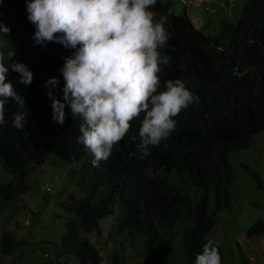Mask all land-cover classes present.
I'll use <instances>...</instances> for the list:
<instances>
[{
    "label": "trees",
    "instance_id": "trees-1",
    "mask_svg": "<svg viewBox=\"0 0 264 264\" xmlns=\"http://www.w3.org/2000/svg\"><path fill=\"white\" fill-rule=\"evenodd\" d=\"M189 1L157 0L152 11L156 19L165 18L169 33L160 50L171 58L159 73L160 89L165 81L179 79L199 97L198 103L178 114L179 125L166 140L150 146L143 159L138 152L130 155L139 143L141 113L130 121L108 159L94 167L92 155L76 142L80 121L73 120L66 105L64 123H56L47 95L51 90L63 99L60 69L72 50L58 42L34 46L35 28L27 19L26 0H0V22L10 28L7 36H0V54L6 59L13 48L11 59L25 63L33 73L28 86L19 82L17 72L8 74L24 96L29 116L19 131L11 124L16 105L10 101L6 106L5 123L0 126V165L7 178L0 179V215L7 210L15 214L20 203L28 207L23 198L38 191L50 206L71 180L81 191L67 198L65 210L71 220L65 223L64 251L57 260L43 251L45 240L29 242L30 225L23 226L28 235L22 239L2 227L0 263L14 254L7 264L19 260L24 264H127L117 246L103 258L97 242L83 237L96 234L97 238L108 231L117 218L108 220L118 216L120 204L118 230L128 232L133 240L139 236L143 243L137 249L138 264H192L189 252L203 245L215 224V213L230 208L236 196L229 156L251 149L255 136L264 132V0H249L238 21H222L214 34L197 27ZM53 76L58 78L56 86H45ZM257 187L264 191L261 181ZM31 215L39 222L42 209ZM245 232L252 244H262L264 219L254 221ZM177 235L181 246L166 248L179 241ZM218 251L222 264H228L229 254ZM163 258L174 263H161ZM244 264L249 263L244 260Z\"/></svg>",
    "mask_w": 264,
    "mask_h": 264
},
{
    "label": "clouds",
    "instance_id": "clouds-1",
    "mask_svg": "<svg viewBox=\"0 0 264 264\" xmlns=\"http://www.w3.org/2000/svg\"><path fill=\"white\" fill-rule=\"evenodd\" d=\"M196 1L202 2L190 0V7ZM156 2L26 0L27 19L35 28L33 45L58 42L65 49L72 50L71 55L64 58L60 69L64 82L63 99L56 98L51 90L47 95L51 98L52 119L56 123H64L66 105L73 120L80 121L76 142L92 155L91 163L94 167H99L101 161L108 159L113 148L118 146L128 132L130 121L142 116L141 113L144 115L138 128L139 143L136 151L130 155L138 152L139 158L143 159L149 155L150 146L166 140L175 130L176 124L179 125L178 114L199 101V97L179 79L165 81L163 89H160L159 73L171 58L160 51L167 43L169 33L164 26L165 18L161 16L156 19L152 11ZM9 31V26L0 22V36H7ZM2 44L0 41V46ZM13 55V48L7 51L6 59L0 54V126L5 123L6 106L11 101L16 105L11 124L15 129L23 131L29 110L24 96L14 88L8 74L10 70L17 72L19 82L28 86L32 82L33 73L25 63L12 60ZM57 83L58 78L53 76L45 81V86L55 87ZM249 168L244 166L245 172L250 175ZM250 176L255 178L256 185L257 181L263 183L255 170L252 169ZM257 205L264 206V203ZM118 206L120 204L116 205L117 222L121 220ZM232 207L231 200L230 208L215 213V224L207 232L203 245L195 252L189 249L192 250L189 252V262L222 264L218 250L227 252L219 239L222 231L219 230L215 238L211 234L220 224L219 215L232 211ZM243 233L244 241L240 242L237 237ZM65 235L64 230L62 243ZM178 240L168 243L166 248L181 246L180 238ZM247 241L251 248L246 246ZM261 241L264 242V235ZM234 244L239 249L241 263L247 260L252 264L247 254L256 255L258 247L252 244L246 232H240L232 240L228 264L233 261ZM250 249L251 252L248 251ZM163 262L174 263L166 258L161 260Z\"/></svg>",
    "mask_w": 264,
    "mask_h": 264
},
{
    "label": "rangeland",
    "instance_id": "rangeland-1",
    "mask_svg": "<svg viewBox=\"0 0 264 264\" xmlns=\"http://www.w3.org/2000/svg\"><path fill=\"white\" fill-rule=\"evenodd\" d=\"M249 0H202L196 1L190 7V16L194 23L206 33L214 34L219 30L222 21L236 22L241 16V10L248 3ZM52 160V156L50 157ZM230 163L234 170L233 186L237 189L236 196H232V211H226L225 214L219 215V225L211 234L212 237L219 235V230L222 231L219 239L222 241L224 248L228 254H231V242L257 219L264 218V206L257 205L264 203V191L260 190L255 178L247 174L244 170L243 164L248 165L251 169L255 170L262 178L264 183V132L255 136V144L249 150H240L234 152L229 156ZM82 178V174H79ZM7 178L0 165V179ZM83 179V178H82ZM66 190V192L52 201L50 206H46L44 202V196L41 192H35V194L25 196L23 199L28 203V207H24L25 203H20L19 210L13 214V212L7 210L4 211V215H0V239L2 235V227L8 228L10 232H15L17 238L22 239L26 237L27 230L23 226H30L32 238L29 242H36L38 240H45L44 252H51L58 259V253L64 251L62 243L65 223L70 216L65 210L64 204L71 194L80 193V189L74 187V180ZM104 193L101 192L102 196ZM83 194L79 195L82 196ZM121 210V207L118 206ZM42 209L41 220L32 219L31 211H37ZM124 216V215H122ZM5 217L6 220H3ZM111 218L108 221L115 219ZM119 218L121 219V212L119 211ZM35 220L37 223H32ZM234 220V221H233ZM107 221V222H108ZM233 221V222H232ZM232 222V223H231ZM118 224L109 226L108 231L95 238L96 234H85L83 237H87L100 246L102 249L103 258L109 254L112 246L122 252L123 257L127 264H137L141 260V256L138 254L137 249L142 246V240L139 236L133 240L128 232H120ZM113 225V226H112ZM111 227V228H110ZM244 233L238 238L240 242L244 241ZM133 244L135 249L133 248ZM246 246L250 247L249 242H246ZM258 250L256 255L248 253L247 258L252 264H264V242L257 245ZM251 248V247H250ZM251 252V249L248 250ZM2 256V255H1ZM12 257H5L4 263L7 264L13 260ZM107 258V257H106ZM29 258L26 257V261ZM7 262V263H6ZM103 262L106 261L103 259ZM16 264H24L20 260ZM35 264V263H34ZM232 264H242L239 256V249L234 244V254Z\"/></svg>",
    "mask_w": 264,
    "mask_h": 264
},
{
    "label": "built area",
    "instance_id": "built-area-1",
    "mask_svg": "<svg viewBox=\"0 0 264 264\" xmlns=\"http://www.w3.org/2000/svg\"><path fill=\"white\" fill-rule=\"evenodd\" d=\"M183 1H185V0H183ZM190 2V1H189Z\"/></svg>",
    "mask_w": 264,
    "mask_h": 264
}]
</instances>
